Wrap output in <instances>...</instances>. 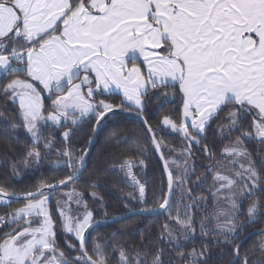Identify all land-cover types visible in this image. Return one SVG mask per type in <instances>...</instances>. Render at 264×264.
I'll return each instance as SVG.
<instances>
[{"label":"snow or ice","instance_id":"obj_1","mask_svg":"<svg viewBox=\"0 0 264 264\" xmlns=\"http://www.w3.org/2000/svg\"><path fill=\"white\" fill-rule=\"evenodd\" d=\"M0 80L6 81L0 82V121L12 136L22 129L30 140L25 151L9 155L12 175L52 151L58 156L52 167L67 171L23 193L0 186V205L10 208L0 214V264H109V248L118 253L116 264H213V245L220 249L218 264H250L240 256L237 235L264 217V0H0ZM169 95H179L181 106L160 126L179 134L180 148L159 139L144 115L150 99L162 108L172 102ZM121 118L144 126L163 162L166 190L162 181L153 207L146 206L147 181L135 171L146 168L147 149L137 144L112 165L132 188L126 200L145 205L138 214H166L154 250L143 236L139 248L93 239L111 223L104 198L88 194L104 209L98 220L86 193L69 188L83 176L105 122ZM85 120L92 122L91 134L77 147L71 141ZM49 127L65 129L63 147L45 135ZM209 132L214 143L201 144ZM194 147L207 161L200 175ZM204 185L207 195L197 194ZM250 197L247 223H241ZM197 215L204 240L185 251ZM260 233V256L251 264H264V229Z\"/></svg>","mask_w":264,"mask_h":264},{"label":"trees","instance_id":"obj_2","mask_svg":"<svg viewBox=\"0 0 264 264\" xmlns=\"http://www.w3.org/2000/svg\"><path fill=\"white\" fill-rule=\"evenodd\" d=\"M10 78V77H9ZM2 83H6L5 80H0ZM169 94L172 93L171 88L164 89ZM2 97V92H0ZM169 100L172 101L164 105L162 108H158L159 101L152 98L148 101L147 110L144 115L149 119L151 126L157 131L158 138L162 139L165 144L171 145L172 147L180 148L182 146V140L179 134L172 133L160 126V121L165 115H176V110L181 106L179 104L180 96L176 95L174 100L169 95ZM118 102V101H117ZM5 108L4 102L0 99V111ZM8 113L6 114L9 119L13 114V105L9 103L7 105ZM92 122L85 120L82 121L80 127L76 128L75 134L73 135L71 143L77 147L84 144L85 140L91 134L90 124ZM215 125H213V129ZM63 128L49 127L45 131V135L51 134L56 137V145L58 148L63 147L62 137L60 133L64 131ZM18 137V138H17ZM128 137V139H124ZM131 137H139L138 140L131 139ZM117 141H120L117 144ZM224 143L227 140L223 141ZM30 143L29 137L26 132L22 129L17 133L16 136L10 134V130H6V123L0 121V186L9 187V190H15L23 193L26 191L33 190L34 187L39 184L42 180L45 182H52L54 178H63L67 175V171L61 166L59 169L52 167L53 162L58 159L55 151L51 152V155L43 160L39 165H33L32 167L25 168L23 165L16 169L17 175H12V169L10 167L9 155H18L19 153L26 150L25 145ZM208 143L209 145L214 143L212 133L209 132L207 141L201 140V144ZM137 144L143 145L147 151L141 157L145 160L146 168L137 169L138 178L144 182L147 181V207H153V201H159L161 195V182L164 181V187L166 190V175L163 172V166L153 150L148 134L145 132L144 126L137 122H124V118L118 120H108L102 127L95 146L91 152L89 159L87 160L86 170L83 172V176L78 179L75 183L69 186L75 187L77 190L84 191L86 193V199L88 200L89 207L95 209L96 219H103V211L98 203L93 202L90 195L91 191H97L104 198V204L107 209L108 218L112 220V217H120L131 212H136L135 209L145 207V205L130 203L125 198V194L132 191L129 182L125 176L118 172L112 167L117 164L120 157L124 154L132 152ZM222 146V144L218 145ZM41 151H45L43 148V141H41ZM193 152L196 158V172L195 175L204 173L205 169L202 165L206 164L207 161L204 159L203 154L198 148H193ZM112 153H115V158ZM167 155V152L165 153ZM138 155V154H137ZM195 177H193L194 179ZM95 183L98 185L96 189L89 187L90 184ZM208 183H211L209 180ZM206 185L196 189V193L199 194L204 191L207 195ZM67 190V189H64ZM179 191H177V199L179 198ZM259 196V193H257ZM61 198V193H56V199ZM250 197L244 202V209L239 213V221L241 223H247V204L251 202ZM54 202V201H53ZM22 202H12L10 207H17ZM129 203V206L133 209L130 212H126L123 204ZM9 207L0 206V214L9 211ZM209 211H211V205H209ZM166 214L162 216L152 215H137L126 220H123L117 224L101 226L99 229L92 233L93 239L105 240L109 239L113 246L123 244L126 248L131 246L132 248H139L140 240L143 236L149 241L147 250H154L161 241L158 239L159 230L161 224L165 221ZM197 226L196 233L192 239L184 242L185 251L190 250L192 247H199L200 243L204 240L199 234V220L200 216L197 215ZM211 227V225L209 226ZM264 229V217L258 218L254 223L247 224V226L240 230V234L237 235V242L241 243L240 256H247L250 264L257 257L260 256V242L261 233L260 230ZM114 239H111L112 237ZM211 244V240L207 241ZM167 251V247L165 249ZM220 249L214 245L211 247V257L213 264H218L221 257L218 256ZM225 251L228 248L225 247ZM109 264H116L118 253L113 254L112 249L109 248ZM173 257L176 253H172ZM229 256H224L223 259H229ZM174 264H181L179 259L174 260Z\"/></svg>","mask_w":264,"mask_h":264},{"label":"water","instance_id":"obj_3","mask_svg":"<svg viewBox=\"0 0 264 264\" xmlns=\"http://www.w3.org/2000/svg\"><path fill=\"white\" fill-rule=\"evenodd\" d=\"M97 139H98V136L96 137V140L94 141V143H93V145H92L91 152H92V150H93V148H94V146H95V143H96ZM90 155H91V153H90ZM90 155L88 156L87 160L89 159ZM156 155H157L158 158H159V154L156 153ZM159 160H160V158H159ZM160 162H161V164H162V166H163V162H162L161 160H160ZM70 185H72V184H70ZM70 185H69V186H70ZM57 192H60V191L58 190ZM13 202H22V199H21V200H14ZM143 214H146V215H152V216H162V215H163V214H161V213H157V212H145V213H143ZM137 215H142V214H138L137 212H131V213L126 214V215H124V216H120L118 220H115V221L110 220L111 223H110L109 225L117 224V223H119V222H121V221H123V220H126V219H128V218H131V217H133V216H137ZM102 226H103V225H102Z\"/></svg>","mask_w":264,"mask_h":264},{"label":"rangeland","instance_id":"obj_4","mask_svg":"<svg viewBox=\"0 0 264 264\" xmlns=\"http://www.w3.org/2000/svg\"><path fill=\"white\" fill-rule=\"evenodd\" d=\"M82 123V122H81ZM164 129H166V130H169V129H167V128H164ZM170 131V130H169ZM171 132V131H170ZM172 133H174V132H172ZM60 199V198H59ZM53 203H55V201L53 202ZM0 206H2V205H0ZM2 207H4V206H2Z\"/></svg>","mask_w":264,"mask_h":264}]
</instances>
